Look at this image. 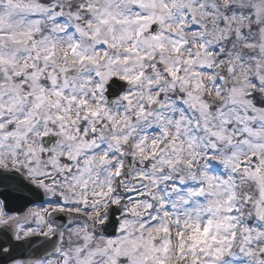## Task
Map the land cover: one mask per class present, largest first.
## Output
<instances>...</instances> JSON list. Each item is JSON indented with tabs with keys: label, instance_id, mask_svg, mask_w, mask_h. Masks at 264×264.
<instances>
[{
	"label": "snow or ice",
	"instance_id": "6c2138e0",
	"mask_svg": "<svg viewBox=\"0 0 264 264\" xmlns=\"http://www.w3.org/2000/svg\"><path fill=\"white\" fill-rule=\"evenodd\" d=\"M0 264H264V0H0Z\"/></svg>",
	"mask_w": 264,
	"mask_h": 264
}]
</instances>
